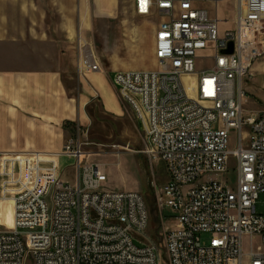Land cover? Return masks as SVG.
I'll return each mask as SVG.
<instances>
[{"label": "built area", "instance_id": "obj_1", "mask_svg": "<svg viewBox=\"0 0 264 264\" xmlns=\"http://www.w3.org/2000/svg\"><path fill=\"white\" fill-rule=\"evenodd\" d=\"M225 1L136 0L138 16L161 18L159 69L113 78L143 129L145 155L166 167L161 203L176 224L164 234L165 264H264V215L256 210L264 194V110L245 117L243 105L264 57V0H236L234 28L222 31L228 20L212 18L203 5ZM203 61L211 65L200 67ZM79 71H103L87 43ZM84 145L71 140L57 158L0 154V202H12L14 217L12 229L0 223V264H161L147 241L143 195L104 189L105 166L88 163ZM61 156L76 161V184L61 178ZM233 166L234 186L217 180Z\"/></svg>", "mask_w": 264, "mask_h": 264}, {"label": "rangeland", "instance_id": "obj_2", "mask_svg": "<svg viewBox=\"0 0 264 264\" xmlns=\"http://www.w3.org/2000/svg\"><path fill=\"white\" fill-rule=\"evenodd\" d=\"M231 0L220 3L207 5L209 10L222 13L221 20H228L227 23H221L220 28L229 29L234 27L233 11L234 7ZM25 3V20L24 35L25 42L23 45H17L12 40L16 38L17 33L22 31L17 27V21H20V14L17 13V5ZM54 0H0V14L9 17V38L8 45L0 44V67H16L32 65L38 63L28 52L36 50L37 47L42 51H52V46L48 44L34 45L32 43L31 27L32 20H46L48 22L49 10L54 9ZM38 6L39 12L33 13L31 10ZM42 12V13H40ZM19 15V16H18ZM154 21L147 20L138 16L133 8L132 3L123 0L121 5L120 16L114 20L106 21L95 30V37L87 43L96 53L103 69L118 72L127 71H157L159 65L155 57L154 49ZM42 28L41 31H45ZM22 33V32H21ZM19 50H24L25 56H18ZM8 51V52H6ZM2 53V54H1ZM207 54V53H205ZM206 56V55H205ZM264 61L261 58L258 63ZM210 61L200 62V67H209ZM146 67V69H144ZM78 76L85 77L79 71ZM251 78L250 88H245V100L243 102L245 117L257 111L264 110V73L256 71ZM186 83L192 86V79H187ZM74 95L78 94V84L69 83ZM118 97L130 115L123 119H118L113 115L101 114L98 110V102L89 106V117L91 121L88 125L75 126L65 125L67 139H73L75 142L80 140L84 143L83 150L87 156L88 163L102 164L105 166L108 175V182L104 189L112 191H136L143 195L149 212L150 223L147 230V241L156 245L161 256V264L167 261L166 250L164 245V234L167 229L175 226L173 213L164 208L161 203V189L165 187L169 178L165 164L163 162H151L145 155L143 144L144 132L141 125L136 120L130 107L121 99L119 92ZM236 132H231L232 147L235 143ZM249 141L245 140V147H248ZM118 146L121 148H114ZM57 158V157H56ZM61 160V178L70 184H76L78 180V171L76 161L71 158L60 157ZM217 180L230 182L235 185V166L224 176L218 177ZM256 210L259 215H264V194H260L257 201ZM1 221L5 224L11 223V217L5 211L1 214ZM9 229V228H8ZM136 244L139 245L138 242ZM261 245L259 239H255L254 248ZM250 251V243L245 241V252Z\"/></svg>", "mask_w": 264, "mask_h": 264}, {"label": "crops", "instance_id": "obj_3", "mask_svg": "<svg viewBox=\"0 0 264 264\" xmlns=\"http://www.w3.org/2000/svg\"><path fill=\"white\" fill-rule=\"evenodd\" d=\"M126 1L132 3L135 12L136 0ZM54 2V9L49 10L47 16L48 22L33 19L31 23L34 28L31 34L32 43L51 45L52 51H42L37 47L27 54L38 63L0 67V154L39 153L55 157L60 155L73 140L67 139L65 125H88L91 121L89 106L94 102L100 104L98 110L101 114L113 115L118 119L130 115L120 101L118 89L113 82L116 71L103 69L100 73L87 74L83 78L78 76L77 70L80 46L94 39L95 30L100 25L120 16L123 0ZM230 3L234 7L235 24L237 1L231 0ZM209 4L212 3H206L203 7L212 18L221 20V11L209 10ZM17 9L20 14L17 27L22 31H18L12 43L15 42L19 46L25 42V3L18 4ZM35 10L39 12L36 5L31 12L35 13ZM143 18L155 23V44L161 18ZM9 28L8 15L0 14V44H9ZM42 28L46 30L41 31ZM224 30L227 29L222 31ZM17 53L19 57L25 56L24 50L19 48ZM256 71L264 73V61L255 64L253 76ZM70 82L78 84V94L74 95V90L69 86ZM250 82L251 79L245 88H250ZM61 160L62 158L60 163ZM5 211L9 214L8 206L3 204L0 206L1 223V214Z\"/></svg>", "mask_w": 264, "mask_h": 264}, {"label": "bare ground", "instance_id": "obj_4", "mask_svg": "<svg viewBox=\"0 0 264 264\" xmlns=\"http://www.w3.org/2000/svg\"><path fill=\"white\" fill-rule=\"evenodd\" d=\"M3 204H5V205L8 206V208H9V215H10L12 221H11L10 224H6V223L4 224V223H1V222L0 223L3 224L4 226H6L9 229H12L13 228V219H14V217H13V206H12V202L11 201H5V202L1 201L0 202V206L3 205Z\"/></svg>", "mask_w": 264, "mask_h": 264}, {"label": "water", "instance_id": "obj_5", "mask_svg": "<svg viewBox=\"0 0 264 264\" xmlns=\"http://www.w3.org/2000/svg\"><path fill=\"white\" fill-rule=\"evenodd\" d=\"M225 54H232L233 53V44L229 46V49L224 52Z\"/></svg>", "mask_w": 264, "mask_h": 264}]
</instances>
